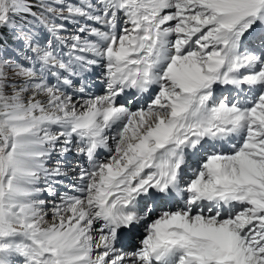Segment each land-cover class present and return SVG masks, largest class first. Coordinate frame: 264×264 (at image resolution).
<instances>
[{
    "label": "snow or ice",
    "instance_id": "snow-or-ice-1",
    "mask_svg": "<svg viewBox=\"0 0 264 264\" xmlns=\"http://www.w3.org/2000/svg\"><path fill=\"white\" fill-rule=\"evenodd\" d=\"M0 264H264V0H0Z\"/></svg>",
    "mask_w": 264,
    "mask_h": 264
}]
</instances>
